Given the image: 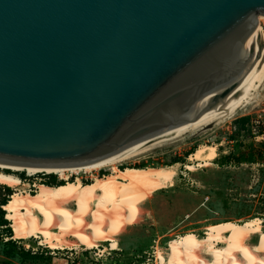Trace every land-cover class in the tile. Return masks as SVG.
I'll return each mask as SVG.
<instances>
[{
  "label": "water",
  "instance_id": "1",
  "mask_svg": "<svg viewBox=\"0 0 264 264\" xmlns=\"http://www.w3.org/2000/svg\"><path fill=\"white\" fill-rule=\"evenodd\" d=\"M259 14L264 0H0V160L100 163L182 132L249 77Z\"/></svg>",
  "mask_w": 264,
  "mask_h": 264
},
{
  "label": "bare ground",
  "instance_id": "2",
  "mask_svg": "<svg viewBox=\"0 0 264 264\" xmlns=\"http://www.w3.org/2000/svg\"><path fill=\"white\" fill-rule=\"evenodd\" d=\"M259 15L257 19L260 34L252 49L250 65L246 68L249 77L226 101L205 113L182 132L162 139L147 149L100 163L42 166L0 160V184L14 188L8 202L3 205L8 211L10 225L15 230L14 237L28 239L30 236H41L49 247L62 249L64 245H71L67 237L76 234L83 239L86 248L96 247L101 241H110L116 248L118 242L115 237L138 222L142 215V203L159 191L175 187L181 173L180 162L161 166L126 165L120 168L121 164L143 156L156 147L178 143L188 134L205 132L213 125L230 121L240 110L253 109L264 102V31L260 24L264 15ZM218 157L217 144L203 143L192 151L189 157L191 162L186 164V168L194 172L198 167H210ZM107 168L113 170L97 174ZM7 169L10 171H6ZM20 172H25L28 176L44 172L60 177L66 173L77 175L87 172L94 174V177L87 185L79 177L61 185L41 182L35 192H30L19 190L26 185L18 174ZM77 201L81 204L80 209L68 206ZM44 216L48 218L47 221ZM95 216L99 217L98 220L94 219ZM190 217L188 215L186 218ZM213 226L204 236L193 231L179 236L176 247L166 246V253L157 249L159 263L264 264L262 218L246 224L223 221L214 223ZM76 242L81 244L80 241Z\"/></svg>",
  "mask_w": 264,
  "mask_h": 264
},
{
  "label": "rangeland",
  "instance_id": "3",
  "mask_svg": "<svg viewBox=\"0 0 264 264\" xmlns=\"http://www.w3.org/2000/svg\"><path fill=\"white\" fill-rule=\"evenodd\" d=\"M260 24L264 31V20ZM263 107L264 102L253 109H242L230 121L213 125L205 132L188 134L178 143L156 147L148 154L121 164L120 167L161 166L175 163L174 159L179 158L181 173L175 187L159 191L142 203V215L138 222L115 237L118 242L116 248L110 241H101L92 249V255L101 249L104 250L102 258L108 264H160L157 249L166 253L167 247H176L179 236L187 232L204 236L214 228V223L236 221L246 224L257 218L264 220V166L257 164L264 162V140L256 141L251 137L249 120H246ZM203 143L217 144L219 157L214 165L198 167L191 172L186 168V164L191 162L190 154ZM25 177L21 179L26 185L21 186L20 191L35 192L37 185L43 182L40 175L29 177L25 173ZM66 177L92 181L94 174L81 172ZM46 179L54 183L65 181L57 174H50ZM7 186L0 184V199ZM12 190L14 192V188ZM68 206L81 208L79 201ZM188 215H191L189 219L186 218ZM98 218L94 217L95 220ZM44 219L48 220L46 216ZM14 232L13 227L11 236L0 230V264H66L69 248H86L83 239L76 234L72 237L81 244L68 236L67 241L71 245L54 249L44 243L41 236L19 239L14 237ZM30 241L36 245L40 243L39 251L34 253L24 249V244ZM110 243L115 250L110 249Z\"/></svg>",
  "mask_w": 264,
  "mask_h": 264
},
{
  "label": "built area",
  "instance_id": "4",
  "mask_svg": "<svg viewBox=\"0 0 264 264\" xmlns=\"http://www.w3.org/2000/svg\"><path fill=\"white\" fill-rule=\"evenodd\" d=\"M250 119L248 121L249 130L251 133V137L256 141H263L264 140V107L260 110L252 113L249 115ZM258 165L264 166V162L257 163ZM36 175H40V180L43 181L48 177L50 174L48 173H37ZM35 176V175H33ZM29 176V177H33ZM43 176L45 178H43ZM32 238V237H30ZM16 240V239H15ZM40 243L38 242L37 245L34 243V241H30L27 244H24V249L28 251H39ZM97 247V246H96ZM95 248V247H93ZM93 248H81L80 250L77 248H69L66 254V264H108L105 259L102 258V255H104V250L98 249V251L95 252V255H92ZM110 249L115 250L111 247L110 243Z\"/></svg>",
  "mask_w": 264,
  "mask_h": 264
},
{
  "label": "trees",
  "instance_id": "5",
  "mask_svg": "<svg viewBox=\"0 0 264 264\" xmlns=\"http://www.w3.org/2000/svg\"><path fill=\"white\" fill-rule=\"evenodd\" d=\"M246 120L248 121L249 117H247ZM174 160H175V162L181 161V159H179V158H175ZM120 168H122V167H120ZM103 170H108V171L104 172V173L101 172L100 174H105V173H109L112 171L111 168H107V169H103ZM71 174H74V173H66L63 176H61V178L65 179V181H60L58 183H54V182H51V181L45 179V180H43V182L48 184V185H61V184H64L65 182L75 180L76 177L74 179H69V177H66V175H71ZM20 176H21V178H26L24 172H22V174H20ZM84 182L87 183V182H92V181H84ZM5 191L6 192L3 194V196L0 199V230L4 231L5 234L11 236L12 235V227L10 225L11 223L8 220V218L5 217V211L6 210L3 209V205L8 202L10 196L13 194V190L9 186H7V187H5ZM14 241H15V239H14Z\"/></svg>",
  "mask_w": 264,
  "mask_h": 264
},
{
  "label": "flooded vegetation",
  "instance_id": "6",
  "mask_svg": "<svg viewBox=\"0 0 264 264\" xmlns=\"http://www.w3.org/2000/svg\"><path fill=\"white\" fill-rule=\"evenodd\" d=\"M20 174H22V173H20Z\"/></svg>",
  "mask_w": 264,
  "mask_h": 264
}]
</instances>
